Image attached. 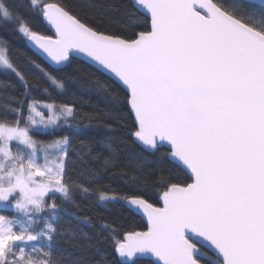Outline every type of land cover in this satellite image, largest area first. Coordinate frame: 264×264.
I'll list each match as a JSON object with an SVG mask.
<instances>
[{
    "label": "snow or ice",
    "instance_id": "obj_1",
    "mask_svg": "<svg viewBox=\"0 0 264 264\" xmlns=\"http://www.w3.org/2000/svg\"><path fill=\"white\" fill-rule=\"evenodd\" d=\"M255 6L260 11L220 0H134L132 16L142 18L137 27L144 30L116 33L61 3L30 0L54 30L44 35L0 0V19L15 22L52 63L65 67L83 56L109 73L127 92L132 136L167 156L177 172L155 180L159 207L139 194L98 193L147 218L146 231L115 239L123 264H264V0ZM0 67L27 88L6 47H0ZM41 103L33 100L26 115L20 106L12 109L14 119L0 118V208L18 214L0 215V264H54L53 197H72L68 138L43 141L34 132L67 122L73 107L46 104V116Z\"/></svg>",
    "mask_w": 264,
    "mask_h": 264
},
{
    "label": "trees",
    "instance_id": "obj_2",
    "mask_svg": "<svg viewBox=\"0 0 264 264\" xmlns=\"http://www.w3.org/2000/svg\"><path fill=\"white\" fill-rule=\"evenodd\" d=\"M48 2L61 3L81 15L86 13L94 26L111 32L144 30V26L137 27L143 25L142 18L136 20L132 16L136 9L131 0ZM220 2L260 11L255 4L242 0ZM6 3L28 19L34 30L52 35L39 12L29 7L30 0H6ZM0 46L7 48V55L29 80L26 88L15 73L0 67V118L14 119L12 109L20 106L26 115L33 100L73 107V120L60 122L48 133L34 132L36 139L51 141L67 137L69 141L65 163L73 184L72 197L67 200L59 194L53 197L58 208L54 222L57 234L50 249L52 261L54 264H122L116 256L115 239H122L126 231H145L146 224L124 201L101 204L98 193L139 194L159 207V187L155 180L161 173L175 177L177 172L167 156L149 153L135 142L131 134L133 115L125 101L127 93L114 80L76 58L63 69L50 67L29 48L28 39L17 31L13 21L0 19ZM37 64L62 81L64 87L59 89L43 76L36 70ZM113 93L118 94L119 101ZM106 159L113 163L106 166ZM179 176L191 182L183 173ZM80 185L89 192H83Z\"/></svg>",
    "mask_w": 264,
    "mask_h": 264
},
{
    "label": "water",
    "instance_id": "obj_3",
    "mask_svg": "<svg viewBox=\"0 0 264 264\" xmlns=\"http://www.w3.org/2000/svg\"><path fill=\"white\" fill-rule=\"evenodd\" d=\"M132 1V3L134 4V0H131ZM242 1H245V2H249V0H242ZM259 3H260V0H253V3L252 4H255V5H259ZM45 25H46V23H45ZM48 28H49V30L51 31V33L53 34V32H54V30L53 29H51L48 25H46ZM28 46H29V48L33 51V52H35L44 62H46L50 67H52V68H54V69H63V68H65V67H61V66H57V65H55L54 63H52L51 61H50V58H48L45 54H42L41 52H38L34 47H33V45L31 44V42L30 41H28ZM76 59H79V60H82V61H84L85 63H87V64H89V65H91V66H93L94 68H96V69H98V66L97 65H94V64H92L91 62H89L85 57H83V56H80V57H77ZM99 71H101L103 74H105L106 76H108L109 78H111L112 80H114L115 82H116V80L115 79H113L112 78V76L109 74V73H106L105 71H103V70H99ZM117 83V82H116ZM118 84V83H117ZM123 88V87H122ZM124 89V88H123ZM125 90V89H124ZM125 92H126V90H125ZM127 93V92H126ZM129 109H130V107H129ZM131 111V110H130ZM132 113V112H131ZM133 115V114H132ZM134 139H135V142L141 147V148H143L142 146H141V144L136 140V138L134 137ZM144 149V148H143ZM145 150V149H144ZM145 151H147V150H145ZM147 152H149V153H152V152H150V151H147ZM125 205H126V207L128 208V209H130L129 208V206L125 203ZM160 206H162V203H161V201H160ZM1 209V208H0ZM131 210V209H130ZM131 211H133V210H131ZM136 215H138L144 222H145V224H146V227H147V218H146V216H144L142 213H137V212H135V211H133ZM147 230V229H146ZM145 230V231H146ZM116 256H117V258H118V260L123 264V259L118 255V253L116 252ZM145 259H147V258H145Z\"/></svg>",
    "mask_w": 264,
    "mask_h": 264
},
{
    "label": "rangeland",
    "instance_id": "obj_4",
    "mask_svg": "<svg viewBox=\"0 0 264 264\" xmlns=\"http://www.w3.org/2000/svg\"><path fill=\"white\" fill-rule=\"evenodd\" d=\"M0 47H1V46H0ZM58 88H59V87H58ZM59 89H61V88H59ZM30 103H31V102H30ZM30 103H29V104H30ZM46 104H52V103H50V102H42V103L40 104L39 110L44 111V112H45V115L47 116V115H50L51 113L45 108V105H46ZM54 104H55V103H54ZM55 105L60 106L59 104H55ZM73 118H74V113H73V116H72V117H68L67 120H68V121H71V120H73ZM63 121H64V119L62 118L60 122H63ZM50 131H52V130L40 131V132L48 133V132H50ZM38 140L48 141V140H44V139H38ZM65 159H66V158H65ZM57 194H59V193H57ZM59 196H60L63 200H67V199L63 198V197L61 196V194H59ZM98 200H99V202H100L101 204H103V205H105V204H107V203H110V202L123 201L122 199H115V200H112V201H102V200L99 199V196H98ZM0 215H5V216H8L9 218H12V217L17 216L18 214L15 212L14 209L9 208V209H3V210L0 209Z\"/></svg>",
    "mask_w": 264,
    "mask_h": 264
},
{
    "label": "flooded vegetation",
    "instance_id": "obj_5",
    "mask_svg": "<svg viewBox=\"0 0 264 264\" xmlns=\"http://www.w3.org/2000/svg\"><path fill=\"white\" fill-rule=\"evenodd\" d=\"M3 210V208H1Z\"/></svg>",
    "mask_w": 264,
    "mask_h": 264
}]
</instances>
